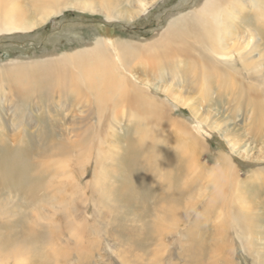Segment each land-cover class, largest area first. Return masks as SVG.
<instances>
[{
	"label": "rangeland",
	"instance_id": "rangeland-1",
	"mask_svg": "<svg viewBox=\"0 0 264 264\" xmlns=\"http://www.w3.org/2000/svg\"><path fill=\"white\" fill-rule=\"evenodd\" d=\"M12 1L40 9L43 14L35 15L36 20L49 13L40 0ZM81 1L93 4L95 12L67 4L39 27L1 34L0 72L25 67L31 78L39 66L48 71V60L70 58L97 42L107 46L135 42L143 48L175 15L201 2L156 0L138 19L127 20L108 19L103 0ZM110 2L117 15L137 7V0ZM257 41L255 57L264 60V38L258 36ZM156 49L157 53L140 51L131 62L121 54L131 64L124 68L149 98L173 109L169 119L176 120L180 131L193 133L205 144L191 155L189 150L188 154L171 149L184 138L173 130L172 120L157 119L143 105L131 108L112 98L98 116L87 93L53 87L45 79L36 88L29 81L23 86L0 79V157L5 161L14 156L20 168L16 194L9 187L0 191V218L11 224L0 230V264H33L30 249L36 248L44 252L58 248L64 255L62 264H264V126L253 122L251 108L229 93L219 96L216 90L209 100L203 98L193 83L197 78L178 70L184 59L169 60L161 83V47ZM77 66L64 68L77 75L81 72ZM156 87L183 92L193 108H183ZM255 87L263 91V86ZM4 150L9 155L5 151L3 156ZM165 188L167 198L177 195L167 199L175 204L176 214L159 220L157 208L169 209L166 196L161 199ZM26 189L30 196L24 195ZM29 229L47 234L49 240H36L35 246L29 244L20 253ZM9 240L20 256L7 255ZM208 247L216 248L210 259Z\"/></svg>",
	"mask_w": 264,
	"mask_h": 264
},
{
	"label": "bare ground",
	"instance_id": "bare-ground-1",
	"mask_svg": "<svg viewBox=\"0 0 264 264\" xmlns=\"http://www.w3.org/2000/svg\"><path fill=\"white\" fill-rule=\"evenodd\" d=\"M103 1H105V6H102V8L105 9L103 13H105L108 19L123 17L127 20H134L136 18L138 19L140 13L146 11L147 7L152 4V1L155 2L156 0H137V7L133 6V8H131L132 10H127L126 13H121L119 15L116 14V7H114L111 2L107 3L109 0ZM40 2H45V4H47L50 9L48 11L49 13L46 16L39 17V19L36 20L34 19L35 15L38 14V16H40L41 14H43L39 11L40 9L32 8L31 10L23 7L22 5H20L21 7L17 6L15 5L16 3L12 4V0H0V35H4V33L9 34L15 31H29L32 28L46 22L53 15L57 16L61 14L65 10L67 4L70 6H76L79 10L95 12V7L93 4L81 0L77 1L74 4H69L66 0H40ZM244 34L246 35V37H244ZM258 36H262L264 38V0H201V2L198 3V5H196L194 8L186 11H181L180 13L175 15V17H173L169 21L168 26L165 28V30L160 31L159 33L157 32L153 39L146 41L149 43L148 46H144L145 48L134 46L135 42L133 44L129 43L128 45L125 43H117L116 45L111 44L108 45L109 47L107 46L108 43H106L105 41L97 42L95 44H90L83 47L81 51L79 50L80 52H78L74 56H71L70 58H53L51 60H48V65L49 63H51L49 65L50 69L49 66H46L48 69V71H46L45 68L39 66V70L37 69L39 73L32 74L31 78L29 74L26 75L27 73L25 72V70H23L25 67H23L21 69H11L7 72L1 71L0 79H13L14 82H18L23 86L24 84H26V81H29L30 83H32V85H35L34 88L40 86V81L42 79H45L48 82L52 81L53 87H63L64 89H69L75 91L77 94L80 93L82 95L87 93V96L91 95L90 97H92L95 101L94 106L96 109V114H98V116H102L103 114V109L100 107H102L103 104H106V102L111 103L112 98H115V100H113L114 102L116 101L117 103H119L121 101L123 104H127V106L130 105L131 108L136 104L143 105L142 108L145 106L146 109L151 111V114L155 115L157 119L164 121L165 119H169L170 115L168 114L173 109H171L168 105L162 104L160 102L157 103V101L152 100L151 98H149L146 90H143L141 87L135 85V82L133 83L129 79L130 77H127V75H133L127 74L124 68V65L126 67H129V65L131 66V64L129 62L127 63L126 61L124 62V57L121 58L122 56H125L131 62L135 59L136 55L138 56V53L140 51L144 52L143 50L145 49L146 52L156 51L157 53L156 48L159 49V47H161V54L158 57L160 61V67L158 71L159 73H161V83L165 82L164 77L166 73H168L170 66L169 60L176 59L178 61V59H184V65L179 64L178 70L180 71V69H182L186 74L195 76L194 78H197V81L193 83L195 86L198 85L199 89L202 90L204 96L203 98L208 99L210 97V94L213 92L218 94L216 90L219 91V96L224 95V93H229L234 101L240 100V102L245 103L248 107L251 108L252 112H254V115H252L251 117V120L253 122H259L264 126V60H261L260 58L256 59L255 57L260 48V45L258 43L259 41H257ZM114 55L116 56V59H114ZM237 56H241L239 62L238 60H235ZM111 58L114 59V63L111 62ZM147 62L149 61L147 60ZM72 64L76 66L78 65L77 67L80 68L79 71H81L79 74L77 72L76 75L65 70L64 67ZM40 69L43 71L40 72ZM28 71L30 70L28 69ZM25 75L28 77V79H26ZM51 75H53V77H51ZM131 79L134 80L133 77H131ZM244 80L253 81L254 83L256 82L255 86H263V91L259 93L258 89L252 84L244 85ZM156 88L161 92L164 91L165 93H168V95L173 97L174 101L183 108H193L190 104L189 98L186 99L183 97V92L177 94L169 88ZM103 108L105 107L103 106ZM155 117L153 119H156ZM170 119L172 120L171 124L173 126H171L174 128L173 130H175V132H179L181 136L184 137L180 138L179 136V138L182 139V142H174L171 148L172 150H181V153L182 151L187 152L189 150L191 155L205 146V144L197 137H195L193 133H186L185 130L180 131V126L176 124V120H174L173 118ZM170 119L168 120L169 122ZM201 121L203 123V120ZM146 135L148 136L147 133ZM168 137L173 140L175 138H172L170 136ZM10 138L11 137L8 136V140ZM143 138H146V136ZM146 140H148L149 142L151 141V139ZM229 142L231 143V141ZM231 146L233 150L236 147L234 144ZM5 151L6 150H4L1 154H3ZM189 152L187 153L189 154ZM6 153L8 154L7 151ZM11 153L12 152H10V154ZM7 157L9 158V156ZM1 158L2 155L0 157V191L5 188L8 189L9 187L14 192V194H16L17 191L15 192V187L20 185L19 164H17L14 156H10V158L5 161H2ZM97 171L98 170H96V172ZM43 186L46 187V185L44 184ZM27 190L30 191V189H26L24 191L25 193L23 191L21 192H23L25 195ZM167 190V188L163 189L164 194L161 195V199L165 200V196L166 200L168 198H174V196L175 198L177 197L176 194L168 193L169 195L167 198ZM12 191L11 193H13ZM21 192L20 194H22ZM30 193L33 194V191ZM26 195H28V193ZM170 199L167 200V204H169ZM161 207L157 208L160 209V211L158 210L157 213L161 214L159 217H157L159 220H165L171 216L175 217L176 211H174V203L170 202L168 210H165L164 207ZM10 227L11 224L9 222L3 221L0 218V230ZM48 238L49 237H47V234H44L41 231H37L35 229L27 230L25 239L26 244L25 247L24 244L20 247V253L25 252L27 250L26 247H29V244H34V241L40 240L43 243L47 242ZM5 245H7L6 253L8 256L17 257L21 255L20 253H18L19 251L15 247H13V240L5 242ZM40 245L42 244L40 243ZM208 248V259H210V256L212 254L211 250H216V248ZM56 249L52 248V250L48 251L46 249V252L42 251L41 248H36L33 250L30 249L34 258L33 264H62V257H64L63 252ZM200 258L202 259V257Z\"/></svg>",
	"mask_w": 264,
	"mask_h": 264
}]
</instances>
